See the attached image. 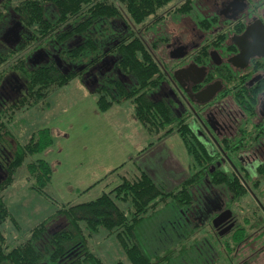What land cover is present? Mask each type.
I'll use <instances>...</instances> for the list:
<instances>
[{
  "label": "trees",
  "instance_id": "1",
  "mask_svg": "<svg viewBox=\"0 0 264 264\" xmlns=\"http://www.w3.org/2000/svg\"><path fill=\"white\" fill-rule=\"evenodd\" d=\"M172 1L21 0L12 7L20 24L31 33L30 38H24V43L34 40L35 47L42 51L52 48L50 53L56 52L60 59L67 58L69 64L84 58L89 65L96 66V71L92 77L78 71L64 72L50 58L47 63L35 66L26 63L21 56L15 60L12 57L9 62L12 50L0 52V67H6L5 73L0 74V86L16 73L24 83L22 94L16 100L0 101V144L5 145L6 138H13L10 127L14 125V114L24 110L20 109L24 103L27 104H24L25 109L38 102L43 107L55 88H63L77 78L88 94L96 96L95 104L100 113L125 103L133 109L141 127L148 134L156 135L155 142L176 133L189 155V174L178 186L166 191L162 184H156L139 170V174L131 179L121 177L115 188L102 191L96 199L77 204L62 203L49 196L50 166L44 159H33L52 145L50 129L33 131L24 143L14 139L11 152L0 148L5 170V178L0 183V264H107L87 246L92 236L100 231L113 238L127 264H153L154 257L139 241L138 227L146 219L156 216L160 203L171 202L183 208L189 206L191 189L205 174L214 186H224L231 200H238L249 192L255 202L260 201L264 207V188L260 190V186L264 187V159L255 162L252 170L233 159L244 151V148H238L223 152L230 167L211 172L210 167L217 158L194 136L187 119L173 112L171 101L152 99L149 95L167 80L169 74L162 57L156 56L159 46L167 38L161 36L146 42L144 36L152 24L144 25V22L149 17H156L157 12ZM8 5L11 6L10 2ZM46 5H51L54 10L51 19L45 10ZM193 7L194 0H184L177 13H191ZM195 21L203 29L209 23L202 18ZM93 30L98 32L97 39L90 37ZM113 58L116 60L115 75L103 73L104 63ZM95 77L98 82L93 84L91 81ZM229 78L228 73L220 75L224 88L229 84ZM30 100L33 102L28 103ZM245 107L246 113L252 115V104ZM260 130H264V124ZM22 168L33 179L30 190L50 200L55 211L29 229L23 241L12 246L7 243L2 226L6 222L15 228L17 225L7 208L4 193ZM59 218L63 219L61 223L49 227L51 221ZM260 224L262 231L252 242L264 239V223ZM244 231L237 225L233 228L232 238L236 244L250 241ZM261 248L263 251L264 244ZM237 264H250V261L244 259Z\"/></svg>",
  "mask_w": 264,
  "mask_h": 264
},
{
  "label": "rangeland",
  "instance_id": "2",
  "mask_svg": "<svg viewBox=\"0 0 264 264\" xmlns=\"http://www.w3.org/2000/svg\"><path fill=\"white\" fill-rule=\"evenodd\" d=\"M20 1L11 0L8 12L0 7V12L6 16L0 21V52L7 53L12 50L9 62L12 61V57L15 60L17 56H21L25 58L26 63L33 65L34 62V65H38L41 58L39 59L40 56L36 53L42 50L35 47L34 40L24 43L21 30L5 35L13 28L9 17L12 16V7ZM183 1L173 0L160 9L156 17H149L144 22V25L152 24L144 36L146 42L161 36L167 38L159 46L157 57L165 59L167 49L165 46L175 38H189L196 32L208 35V30L200 28L195 20L210 18L223 0H195L191 13L179 14L177 9ZM47 11L52 18L54 13L52 7ZM175 12L177 15H170L176 14ZM97 33L93 30L90 37L97 39ZM18 47L20 50L16 52ZM58 59L61 62L59 57ZM86 62V59L81 58L73 62L69 70L77 72V68ZM60 65L66 67L62 62ZM5 70L6 67L1 66L0 74L5 73ZM13 76L17 81L10 83L12 85L10 88L12 91L9 90L8 93L10 96L5 98L1 94L8 92V89L2 91L6 82L0 86L2 102L14 101L22 94L23 80L19 79L17 73ZM17 89L20 90L19 94L15 93ZM161 91L162 88L157 89L151 97L162 98ZM95 102L96 96L88 94L86 87L75 78L65 87L55 88L43 107H40L41 104L38 102L25 109L27 104L24 103L25 105L20 108L24 110L14 114V125L10 127L13 138H6L5 145L0 144L4 152L6 149L11 152L14 139L24 143L28 141L33 131L39 128L50 129L52 145L33 159H44L50 166L52 179L48 192L49 196L58 202L77 204L90 201L96 199L102 191L109 192L115 188L121 177L126 179L135 177L140 170L134 162L139 153L132 156V152L137 149L142 152L157 143L156 135L148 134L141 127L129 105L120 103L111 108V111L100 114ZM114 109L122 113L117 116L120 120L116 121V124L114 122L112 132L115 134L110 137L108 119L114 113ZM255 121L257 120L253 119V122ZM250 127L251 125H247L248 131L251 130ZM179 140L187 159L185 168L187 167L189 173V155L180 138ZM260 152L263 158L264 149ZM3 164L4 158H1L0 183L5 178ZM32 183L33 179L26 169L22 168L16 173L12 184L5 189V202L17 225L15 228L6 222L2 226L9 245L19 244L26 238L29 229L55 211L50 200L30 190L29 186ZM262 188L264 187L260 186V190ZM165 190L171 189L165 187ZM260 206L261 202H255L249 192L238 200H231L224 186L211 185L209 176L204 175L192 189V202L189 206L183 208L171 202L160 203L156 216L146 219L138 227V238L146 252L154 257L153 264H237L244 259H248L250 264H264V250L261 248L264 239L252 242L262 231L260 223H264V207L262 210ZM218 209H228L236 216V225L243 228L250 238L248 243L236 244L232 238L233 230L217 239L210 222ZM62 221V218L54 219L49 227ZM87 246L95 256L107 264H127L116 242L105 231L92 236Z\"/></svg>",
  "mask_w": 264,
  "mask_h": 264
},
{
  "label": "flooded vegetation",
  "instance_id": "3",
  "mask_svg": "<svg viewBox=\"0 0 264 264\" xmlns=\"http://www.w3.org/2000/svg\"><path fill=\"white\" fill-rule=\"evenodd\" d=\"M7 1L10 2L0 0V7L8 12L10 6L5 4ZM49 8L51 5L45 6V10ZM11 12L12 16L9 17L14 29L10 28L5 35L21 30L23 38H30L31 33L20 24L19 17L12 10ZM47 15L51 19L48 11ZM5 17L1 15L0 21ZM205 20H209L205 28L208 35L196 32L189 38H175L166 44V57H162V60L168 67L169 74L158 88H162L163 95L158 99L171 101L173 112L178 117L187 119L194 136L215 155L217 161L210 167L211 172L230 167V161L223 152L238 148H244V151L233 159L253 170L254 163L264 159L260 155V150L264 149V130H260L264 124V0H223L210 18ZM49 51L52 48L36 53L41 58L39 63H47L49 58L58 60L57 66L68 72V66L72 63L69 64L67 58L60 59L67 68L61 67L58 54ZM114 60L106 61L103 65L110 75L116 73ZM32 66H35L34 62ZM77 71L92 77L96 66L89 65L87 61ZM98 73L102 75L99 69ZM226 73L230 74V78L227 79L229 84L224 88L220 75ZM92 80L93 84L98 82L96 77ZM16 81L14 76L5 80L6 85L2 91L8 89V92L1 93L3 97L10 96V83ZM212 86L218 90L210 100L203 102L207 97H200L198 94L208 91V87ZM15 93L19 94L20 90L17 89ZM249 103L253 107L252 115L246 113L245 106ZM253 119L257 121L253 122ZM247 125H251L250 131L247 130ZM219 153L221 154L218 156ZM209 183L212 185L210 180ZM194 187L195 185L192 189ZM215 219H218L216 227L213 225ZM236 220L230 210L218 209L210 226L216 237H222L233 230ZM231 223L234 224L233 227L220 236L219 232Z\"/></svg>",
  "mask_w": 264,
  "mask_h": 264
},
{
  "label": "crops",
  "instance_id": "4",
  "mask_svg": "<svg viewBox=\"0 0 264 264\" xmlns=\"http://www.w3.org/2000/svg\"><path fill=\"white\" fill-rule=\"evenodd\" d=\"M121 113L114 109V113L108 119L110 125L108 135L110 137L115 134L112 129L116 121L119 122L118 117ZM111 116L113 117L111 118ZM183 151L178 136L171 134L151 147L145 148L142 152L138 149L134 150L132 156L139 153L134 162L153 182L162 184L167 189H173L183 182L189 174L187 167L185 168L187 159Z\"/></svg>",
  "mask_w": 264,
  "mask_h": 264
},
{
  "label": "water",
  "instance_id": "5",
  "mask_svg": "<svg viewBox=\"0 0 264 264\" xmlns=\"http://www.w3.org/2000/svg\"><path fill=\"white\" fill-rule=\"evenodd\" d=\"M57 62V65L59 64L58 63V60L56 61ZM59 66V65H58ZM209 88V89H208ZM207 89H208V91H202V92H200L198 95H200V97H202L201 95H204L205 97H207L203 102H206V101H208V100H210L213 96H214V94H215V92L218 90V88H215V89H213V86L212 87H208ZM217 220L218 219H215V220H213V225L216 227V222H217ZM233 223H231L229 226H227L226 228H225V230H222L221 232H219V235L220 236H222V235H224L227 231H229L232 227H233Z\"/></svg>",
  "mask_w": 264,
  "mask_h": 264
}]
</instances>
